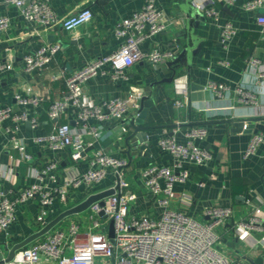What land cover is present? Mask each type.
I'll return each mask as SVG.
<instances>
[{
    "label": "crops",
    "instance_id": "crops-1",
    "mask_svg": "<svg viewBox=\"0 0 264 264\" xmlns=\"http://www.w3.org/2000/svg\"><path fill=\"white\" fill-rule=\"evenodd\" d=\"M247 1L237 0L235 5L227 7L219 0L216 6L220 16L210 19L204 12L195 10L191 0H159V7L165 12L166 27L150 38L145 47L178 46L177 56L157 64L140 61L128 68L129 78L125 81L116 83L99 75L86 82V94L97 103L126 97L132 90L139 97L131 102L130 111L122 120H109L102 125V139L96 140L84 131L87 141L94 143L87 147L83 159L73 161L69 150L54 152L33 138L53 132L65 121L82 130L75 110L66 111L59 119H51L47 109L54 100L64 96L69 75L87 62L118 49L122 40L115 34V26L139 9L145 0H51L55 10L64 16L89 7L94 17L71 31L57 25L40 34L33 33V25L20 15L16 6L0 0V17L11 18L9 27L0 35V59L13 63V69L0 77V107L11 106L16 113L27 111L39 121L35 127L28 121L9 119L0 122V191L12 196L35 181L49 186L48 178H36V170L52 160L59 163L57 172L61 181L80 176L89 167L93 153L102 147L129 160L125 177L138 193L131 214L157 217L163 208L148 195L142 170L151 163L172 162V157L158 146L161 137L168 134L185 141L191 127L206 126L208 135L198 140V144L211 152L212 159L203 166H191L188 182L176 185V196L170 208L206 221L205 210L210 206H231L233 217L216 228L220 235L217 248L230 260L264 264V249L256 243L261 234L243 238L234 226L236 221L246 218L264 203V141L255 154L248 159L244 157L254 134H264V78H259L260 71L264 70V24L258 19L264 10L242 9V4ZM226 22H231L237 32L223 43L222 25ZM52 44H59L60 50L45 68L41 72L26 73L24 56ZM182 54L181 60L175 62ZM253 57L259 58L260 62L251 63ZM174 69L177 70L175 76H189L188 105L174 104L179 98L169 79ZM57 74L59 77L55 78ZM212 80L225 82L230 90L222 96L217 95L208 87ZM240 87L251 92L254 99L245 100L237 91ZM37 93L42 96L38 108L23 105L16 98V95ZM144 96L151 101L148 113L143 123L134 125L133 117L138 115ZM16 140L23 142L31 158L24 157ZM114 180L110 171L101 182L70 191L66 203L57 201L51 206L47 219L50 221L91 193L108 189ZM202 181L205 182L203 185L200 184ZM40 210L37 198L18 207L16 222L0 232V257H8L15 244L40 230L37 220ZM74 215L67 217L69 223L83 222L87 229L86 220ZM64 224L62 228L68 225ZM46 237L47 234L28 245ZM40 264L56 262L44 260Z\"/></svg>",
    "mask_w": 264,
    "mask_h": 264
},
{
    "label": "built area",
    "instance_id": "built-area-1",
    "mask_svg": "<svg viewBox=\"0 0 264 264\" xmlns=\"http://www.w3.org/2000/svg\"><path fill=\"white\" fill-rule=\"evenodd\" d=\"M219 0H191L198 12H204L210 19H218ZM226 5H235L237 0H222ZM5 3L18 8L20 15L31 25L33 33L61 25L71 31L91 21L94 12L85 7L68 16L60 14L51 0H4ZM242 9L249 11L264 10V0H248ZM165 12L159 7V0H145L144 4L132 15L124 17L115 26V34L122 40L117 50L100 56L74 71L66 79L67 88L61 99L54 100L47 109L51 119H59L68 110H75L82 130L75 129L70 122H61L53 132L37 135L33 139L38 144L47 146L54 152L69 150L73 161L84 158L85 151L94 142H88L84 131H88L96 140L102 139L103 124L109 120H122L130 111V104L139 97L131 91L126 97H115L102 102L93 101L85 92L86 82L95 76H107L113 82L128 80V68L140 61L154 64L175 58L178 46L172 48H146L145 43L166 27ZM264 24V14L259 16ZM11 22L9 16L0 17V35ZM237 32V28L226 22L222 25L223 43ZM60 50L59 44L43 45L36 51L24 56L23 69L26 73L41 72ZM251 63L257 64L260 59L253 57ZM13 69L12 61L0 59V77ZM58 74L55 78H58ZM264 78V70L259 73ZM208 87L222 96L230 87L223 81L212 80ZM174 92L179 98L175 106L189 104L190 80L188 74H179L173 80ZM32 91L31 87H28ZM242 97L249 101L254 97L251 92L238 88ZM23 105L38 108L42 96L31 94L16 95ZM28 121L32 127L38 125L36 117L27 111L16 113L11 106L0 107V122ZM94 122V123H93ZM208 135L206 126H194L186 132V140L179 141L174 135H165L158 141L162 152L172 157L170 164L151 163L142 170L143 184L150 197L154 198L163 211L160 216L131 214L133 201L138 193L130 186L125 177L129 160L115 156L104 148L96 150L90 158L89 167L80 176H71L61 181L58 175L59 163L56 160L47 162L36 170V178H48L49 186L35 181L12 196L0 191V232L12 226L17 219V209L21 204L37 198L40 212L37 220L40 229L47 219L51 206L57 202L66 203L70 191L89 187L104 180L111 171L115 180L109 187L113 194L93 202L81 215L87 224L71 221L66 228L52 229L47 237L16 250L12 259L0 257V264H40L54 261L56 264H245L241 260H230L217 245L220 235L216 231L219 225L225 224L233 217V208L226 205H212L205 210L206 221L198 220L190 214L170 208L176 196V185L188 182L191 166H203L212 159L211 152L198 144ZM264 141L263 133H256L250 140L244 157L250 158ZM16 146L24 157L31 158L25 145L20 140ZM202 181L200 184L203 185ZM108 188V189H109ZM92 194V193H91ZM82 213V212H81ZM78 213V214H81ZM84 220V221H85ZM82 221V220H81ZM83 224V225H82ZM235 229L243 238L261 234L256 243L264 249V203L255 208L246 218L235 222ZM111 227L114 236H110Z\"/></svg>",
    "mask_w": 264,
    "mask_h": 264
},
{
    "label": "water",
    "instance_id": "water-1",
    "mask_svg": "<svg viewBox=\"0 0 264 264\" xmlns=\"http://www.w3.org/2000/svg\"><path fill=\"white\" fill-rule=\"evenodd\" d=\"M228 7V5H227ZM183 57L180 56L176 61L181 60V58ZM172 64H174V61L172 62ZM176 69H174V74L170 79V81L174 80V77L176 75ZM148 96H144L141 100V107L138 110V115L133 117L132 123L134 125L138 124V123H143L144 122V118L148 113V107L150 106L151 101H148ZM115 192L114 189L109 188V189H105V190H101L95 193L90 194L86 199H84L82 202L62 211L60 214H58L57 216H55L53 219H51L43 228H41L40 230L34 232L33 234H31L30 236H28L26 239H24L23 241L15 244L9 253V256L7 257L8 259H12L13 256L16 253V250H18L21 247L27 246L29 243L33 242L34 240L38 239L39 237L45 235L46 233H48L49 231H51L57 224H59L63 219L67 218L68 216L74 215V214H78L81 213L83 211H85L87 208H89V206L95 202L100 200L101 203H103V199L107 196H109L110 194H113ZM110 236L113 237L114 236V231L113 228L111 227V232H110Z\"/></svg>",
    "mask_w": 264,
    "mask_h": 264
},
{
    "label": "rangeland",
    "instance_id": "rangeland-1",
    "mask_svg": "<svg viewBox=\"0 0 264 264\" xmlns=\"http://www.w3.org/2000/svg\"><path fill=\"white\" fill-rule=\"evenodd\" d=\"M82 214H84L83 212L81 213V214H77V215H74L76 218H78L79 216H81ZM69 221H70V219H64L63 221H61L59 224H57L56 226L57 227H62V226H64L65 224L64 223H66V224H68L69 223Z\"/></svg>",
    "mask_w": 264,
    "mask_h": 264
}]
</instances>
